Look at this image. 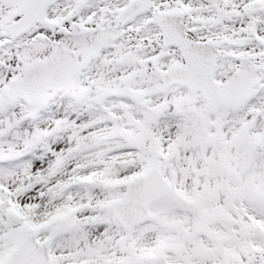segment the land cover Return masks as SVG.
<instances>
[{
  "label": "snow or ice",
  "instance_id": "obj_1",
  "mask_svg": "<svg viewBox=\"0 0 264 264\" xmlns=\"http://www.w3.org/2000/svg\"><path fill=\"white\" fill-rule=\"evenodd\" d=\"M0 264H264V0H0Z\"/></svg>",
  "mask_w": 264,
  "mask_h": 264
}]
</instances>
